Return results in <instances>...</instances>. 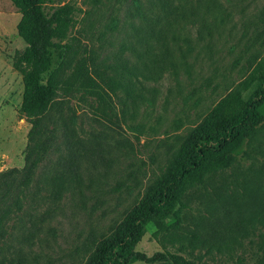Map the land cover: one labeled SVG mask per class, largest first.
<instances>
[{
    "label": "rangeland",
    "instance_id": "1",
    "mask_svg": "<svg viewBox=\"0 0 264 264\" xmlns=\"http://www.w3.org/2000/svg\"><path fill=\"white\" fill-rule=\"evenodd\" d=\"M66 1L81 10L66 39L72 48L62 55L56 53L51 72L62 84L78 59L86 57L90 71L109 88L111 120L103 115L94 97H82L75 88L60 89L44 120V131L54 132L52 144L22 193L32 124L21 112L23 76L12 62L26 43L17 29L21 13L11 0H0V182L6 178L1 172L20 170L6 178L8 196L3 198L7 187L0 191V264H79L85 246L93 238L111 234L139 196L138 189L132 192L126 185L132 180L130 175L137 172L147 184L160 174L211 110L224 86L240 81L238 68L245 60L233 73L231 70L246 42L242 36L244 24L251 22L264 5V0H252L245 13L238 11L234 19L237 29L232 36L200 42L189 57L191 73L181 68L178 79L170 72L159 80L133 77V89L128 91L121 87L112 90L108 82L122 81V64L144 67L133 49L136 46L142 51L139 35L134 34L137 29L143 35L146 26L145 18L137 12V0ZM141 2L148 12L146 0ZM113 24L115 29H111ZM255 121L261 126L257 137L252 142L241 139L229 146L237 161L217 182L223 195L219 203L228 205L238 200L234 208L241 218L231 229L216 234L221 233L215 242L196 250L195 258L200 263L264 264V194L260 192L264 188V105ZM73 125L78 138L99 134L115 149L108 152L109 167L95 165L92 159L81 161L78 177L70 176L69 188L54 198L51 182L60 162L69 157L67 136ZM119 140L127 142L114 147ZM243 186L255 193L248 201L242 199ZM237 195L241 196L234 198ZM211 196L195 200L190 214L209 216L208 204L216 198ZM157 230L154 222H147L136 249L149 256L167 249L176 251L170 235ZM205 230L207 235L210 228L206 226Z\"/></svg>",
    "mask_w": 264,
    "mask_h": 264
},
{
    "label": "trees",
    "instance_id": "2",
    "mask_svg": "<svg viewBox=\"0 0 264 264\" xmlns=\"http://www.w3.org/2000/svg\"><path fill=\"white\" fill-rule=\"evenodd\" d=\"M11 1L21 13L17 29L26 43L25 49L14 56L12 64L23 76L21 112L32 124L21 184L24 193L36 167L52 144L54 132L44 131V120L59 90L63 87L68 90L75 88L82 97H94L109 120L111 113L107 100L111 95L107 90L109 88L106 89L90 71L86 57L78 59L62 84L51 72L56 53L62 55L72 48L66 39L77 22L76 13L81 10L80 7L66 0ZM251 1L146 0V12L142 9L141 0H137V12L145 18L146 26L143 35L137 29L134 34L136 37L139 35L137 41L142 51L136 46L133 49L143 60L144 67L141 69L137 64H122V81L108 82L109 87L112 90L121 87L131 91L133 77L143 75L150 80H159L170 72L178 79L181 68L191 73L189 57L200 42L211 41L215 36H232L237 29L234 20L236 13H245ZM111 29H115L114 24ZM242 36L246 42L231 70L233 73L245 60L238 68L240 81L224 86L211 110L180 144L169 165L160 174L147 184L142 182L137 172L130 175L132 180L126 185L132 192L139 190L136 204L111 234H105L100 239L93 238L85 246L79 264H132L136 261L206 264L196 260V250L215 242L221 233L216 234L222 229H231L241 218L234 208L238 200L228 205L219 203L223 195L220 192L222 186L217 182L219 176L224 178L225 172L237 161V156L231 153L229 146L241 139L252 142L261 129L255 118L259 108L264 105V5L251 22L244 24ZM76 131L75 125L68 129L69 157L61 161V166L55 171L51 197L58 198L64 189L69 188L67 180L72 175L78 177L77 169L81 161L92 159L95 165L110 166L108 152L115 148L110 147L99 134L78 138ZM126 142L119 140L114 147L119 148ZM14 171L20 170L11 168L1 172V175L8 178ZM6 178L0 182V191L7 187L3 198L9 194ZM243 188L242 199L248 201L255 193L245 186ZM260 192L264 194L263 187ZM213 193L216 198L211 196ZM204 196L213 198L208 204L209 216L190 214L195 200ZM238 196L241 195L234 198ZM147 222H154L158 232L164 231L170 235L176 251L167 249L149 256L137 250ZM189 222L191 228L187 227ZM206 226L210 228L207 235Z\"/></svg>",
    "mask_w": 264,
    "mask_h": 264
}]
</instances>
